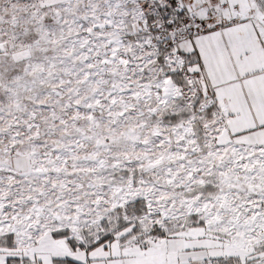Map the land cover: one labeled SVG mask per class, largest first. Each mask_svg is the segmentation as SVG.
<instances>
[{
	"label": "snow or ice",
	"instance_id": "snow-or-ice-1",
	"mask_svg": "<svg viewBox=\"0 0 264 264\" xmlns=\"http://www.w3.org/2000/svg\"><path fill=\"white\" fill-rule=\"evenodd\" d=\"M0 264H264V0H0Z\"/></svg>",
	"mask_w": 264,
	"mask_h": 264
}]
</instances>
